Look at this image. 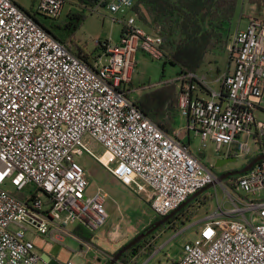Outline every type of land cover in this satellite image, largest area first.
<instances>
[{"label":"built area","instance_id":"1","mask_svg":"<svg viewBox=\"0 0 264 264\" xmlns=\"http://www.w3.org/2000/svg\"><path fill=\"white\" fill-rule=\"evenodd\" d=\"M67 1L40 0L37 14L58 20ZM104 1L123 25L117 45L101 44L108 64L100 56L79 58L36 12L0 0V264H39L32 235L60 243L75 236L70 224L92 233L106 224L105 194H87L86 169L75 154L89 155L136 194L150 189L151 209L162 218L217 182L181 141L185 129L168 134L130 95L137 55L165 60L162 36L139 22L133 12L139 0ZM228 48L235 69L221 79V92L206 75L178 77L179 113L201 138L200 152L211 142L219 155L249 157L248 140L257 143L258 132L264 133L255 114L264 96V21L251 18ZM97 144L102 157L92 149ZM8 183L17 191L35 185L36 191L23 199L6 190ZM220 185L233 207L218 204L201 236L185 243L172 264H264V199L256 198L264 191V160Z\"/></svg>","mask_w":264,"mask_h":264},{"label":"rangeland","instance_id":"2","mask_svg":"<svg viewBox=\"0 0 264 264\" xmlns=\"http://www.w3.org/2000/svg\"><path fill=\"white\" fill-rule=\"evenodd\" d=\"M19 6L27 11H39L40 0H14ZM76 0H68L63 14L60 19L52 20L50 18H44L43 15H39L40 20L50 25H58L62 27L68 22L69 15L72 13H82L83 10L76 4ZM238 8L233 19V27L231 33L236 31L237 24L242 21L240 27L243 29L246 27L247 21L241 19L243 16L249 17L250 10L248 0H239ZM85 20L81 27L75 33V40L82 47L86 48L89 52L94 54V57H101L104 64H108L109 58L105 55L104 50L100 46L101 43L109 42L111 45H117L120 42V37L123 29V25L120 22H114L113 18L121 19L120 15L111 14L105 7H98L97 10L89 9L85 11ZM147 30L148 28L145 27ZM59 35L62 34V30L59 28L54 29ZM233 36L229 39V46L232 43ZM215 57L216 61L210 64V59ZM230 59L229 48L223 53H216L208 55L206 62L202 65L203 73L206 75L209 82H213L221 73L227 68ZM211 69V70H210ZM180 70L178 67L169 63H165L164 60H153L146 54L139 53L136 59V67L133 74V80L131 82V88L134 91L131 93L133 99H139L140 94L151 91L157 88V85H161L168 81L177 80ZM145 86L148 90H142L140 87ZM212 88L216 91L220 90L219 83H212ZM205 99H208L207 94H202ZM186 129L187 124L184 122ZM184 141L187 145L188 139L184 136ZM249 144L252 149V154L247 156H236L237 160L234 162L226 163L223 166H216L218 157L215 150V145L211 142L208 143V148L204 150V155L200 159L202 163L208 165L212 172L217 176L216 185L207 190L204 195H211L212 198L208 203L206 209L200 214L196 215L192 222L183 224L180 222L176 227L166 225L163 228V237L156 242L157 251L155 254H141L136 259L137 264H172L180 259L183 253V247L185 243L193 241L201 236L202 224H196L198 218L205 216V214L214 213L218 204H224L226 209L233 207L232 202L226 196L225 191L220 185L218 177L235 168L245 167L250 158L259 154L260 150L254 139L250 138ZM211 144V145H210ZM97 155L103 156L105 154L104 148L97 144L92 148ZM194 155H199L200 149L197 148V143L192 144L190 148ZM76 160L86 169V178L89 183L87 194L94 196L98 190H102L105 194V208L108 214L106 224L100 231L94 232L91 240V249L87 252L89 264H99L98 259L103 258L104 264L107 260L112 259L111 254L116 252L119 248L125 245L128 241H116L112 243H106L100 241L98 238L104 239L105 236L115 229L116 227L125 228L127 231V239L131 238L134 234L140 231L144 226H148L154 219V213L151 209L150 202V189L142 194H136L131 191L123 182L117 180L111 173L103 168L95 159L87 154H75ZM6 190L14 193L16 196L27 199L33 192L36 191L35 185H28L24 191H17L16 188L8 183ZM256 198L264 199V191H260ZM249 216V215H248ZM250 217V216H249ZM80 226L79 223H73L68 226V231L74 234L75 229ZM141 232V231H140ZM32 240L36 247L37 254L42 257L46 255L51 258V264H68L74 262L75 264H81L84 260L83 255L85 251L81 250V242L75 236L66 237L64 242H51L45 241L44 238L37 235H32ZM94 244L100 245L102 248L95 247ZM83 250H85L83 248ZM40 264H44L40 262ZM120 264V263H119Z\"/></svg>","mask_w":264,"mask_h":264},{"label":"trees","instance_id":"3","mask_svg":"<svg viewBox=\"0 0 264 264\" xmlns=\"http://www.w3.org/2000/svg\"><path fill=\"white\" fill-rule=\"evenodd\" d=\"M76 2L83 12L70 14L68 22L63 28L58 25L49 26L40 20L37 13H34L33 16L48 32L63 42L72 53L87 61L96 57L77 43L75 33L85 20V11L94 9L100 3L102 7H105L107 3L104 0H76ZM238 3L239 0H139L133 12L144 27L162 36L166 55L164 61L178 67L179 76H182L198 73L208 54L226 51L232 36V23ZM248 5L249 18L264 21V0H248ZM44 18L48 17L44 16ZM57 28L62 30L61 35L55 32L54 29ZM101 48L104 50L105 46L101 45ZM135 103L162 130L168 133L176 132V119L179 116L178 79L165 82L160 87L145 92L139 99H135ZM256 140L260 152L252 156L248 164L258 155L264 153V133L258 132ZM238 177H230L224 183L230 185ZM202 195L179 211L174 218L173 227H176L180 222L183 224L192 222L196 215L207 210L206 207L212 196ZM147 230L148 228L142 230L125 245ZM74 235L91 244L93 233L87 229L78 226ZM154 238L155 234L147 236L127 251L117 264H137L136 259L139 255L152 254L156 249ZM148 242H151V247L145 252L141 251ZM125 245L110 257L113 258ZM110 261L111 259L104 264H109Z\"/></svg>","mask_w":264,"mask_h":264},{"label":"crops","instance_id":"4","mask_svg":"<svg viewBox=\"0 0 264 264\" xmlns=\"http://www.w3.org/2000/svg\"><path fill=\"white\" fill-rule=\"evenodd\" d=\"M238 8V7H237ZM243 16V12H242V14H241V19H244V20H246L247 21V24H246V27L245 28H241L240 27V25H241V23H242V21H240L239 20V22H238V24H237V28H236V31H234L233 33H232V36L237 32V31H239V30H245L246 28H247V26H248V24H249V21H250V18L249 17H247V16H244V17H242ZM147 30V29H146ZM148 31H151V32H153L152 30H150V29H148ZM143 54V53H142ZM212 54H216V53H210V54H208V55H212ZM208 55L205 57V61L204 62H206V60H207V57H208ZM138 56V55H137ZM216 61V59H215V57H212L211 59H210V64H212V63H214V62ZM234 69H235V65H234V63L231 61V59H229V63H228V65H227V68L224 70V71H222L221 73L219 72L220 70H218V77L213 81V82H209L210 84H211V86H212V83H214V82H216V83H219L220 84V90L218 91V92H221L222 91V89H223V83H222V81H221V79L224 77V75H226V74H228V73H232L233 71H234ZM211 70V69H210ZM198 73H200V74H203V75H205L204 73H203V70H202V67L200 68V70H199V72ZM132 80H133V77H132ZM132 82V81H131ZM133 82H134V80H133ZM130 85H131V83H130ZM161 85H157V88L158 87H160ZM130 88H131V86H130ZM140 89H142V90H148V89H146V87L145 86H143V87H140ZM134 91V89L133 88H131V93ZM216 91V90H215ZM131 95V94H130ZM140 95H142V93L140 94ZM202 98H203V95L201 94L200 95ZM255 114H256V119L258 120V121H261V122H264V96H263V99H262V102L260 103V104H258V106H257V108H256V112H255ZM184 122H186V124H187V120L185 119V118H183V117H181L180 116V113H179V116L177 117V119H176V125H175V130H176V132H174V133H168V134H172V135H176V133L179 131V130H181V129H183V127H184ZM185 129V128H184ZM184 136H186V138L188 139V143H187V145L191 148L192 147V144H194L195 142L197 143V148L198 149H200L201 148V145H202V140H201V138L199 137V136H197V135H195L194 134V132L193 131H190V130H188V129H185L184 130V133H183V135L181 136V141L183 142V143H185V141H184ZM212 145H214L213 143H211ZM210 144V145H211ZM258 145V144H257ZM208 148V147H207ZM215 150H216V148H215ZM203 155H204V151H202V152H200L199 153V155H197L198 156V158H202L203 157ZM217 157H218V160L219 159H221V158H227V157H225V156H222V155H219V154H217ZM204 164V163H203ZM207 168H209L210 169V167L208 166V165H206V164H204ZM208 215H210V214H205V216H203V217H201V218H198V219H196L197 220V223L196 224H202L203 223V221L207 218V216ZM154 216H155V214H154ZM156 218V216L154 217V219ZM153 219V220H154ZM202 227V226H201ZM146 228V226H144L140 231H142V230H144ZM125 228H121V227H116L115 229H113L112 231H110L106 236H105V238L104 239H102V238H98L100 241H105L106 243H112L113 244V242H116V241H129L131 238H133L135 235H137V234H139L140 233V231H138L136 234H134L131 238H129V239H127L126 240V238H127V231H125L124 230ZM101 230V229H100ZM99 230V231H100ZM163 230L162 231H160L156 236H155V238H154V241H159L162 237H163ZM76 237V236H75ZM79 241H83V240H81L80 238H78V237H76ZM82 244V243H81ZM94 246L95 247H98V248H102L100 245H98V244H94ZM83 245L81 246V250L82 251H85V250H83ZM85 249V248H84ZM83 257H84V260L85 261H83L81 264H89V259H88V256H87V252L85 251V253H84V255H83V252H82V254H81ZM48 258L49 257H47L46 255H43L42 257H40V262H43L44 264H47V260H48ZM51 261H52V259H51ZM51 261H50V263L49 264H51ZM40 262H39V264H40ZM74 263V262H73ZM98 263L99 264H101V263H103V258L102 259H98ZM75 264V263H74Z\"/></svg>","mask_w":264,"mask_h":264},{"label":"water","instance_id":"5","mask_svg":"<svg viewBox=\"0 0 264 264\" xmlns=\"http://www.w3.org/2000/svg\"><path fill=\"white\" fill-rule=\"evenodd\" d=\"M236 157H227V158H221L217 161L216 166H223L226 163L234 162L236 161ZM264 160V153H261L258 155L254 160H252L248 165H246L244 168L240 170H234V171H227L220 175L218 177L219 181L222 183L225 180H227L230 177L234 176H241L244 174H247L255 165H257L259 162ZM216 184L209 185L201 190H199L197 193L192 195L185 203H183L179 208H177L175 211L170 213L167 217H164L161 221L155 223V225L149 229L148 231L141 233L137 237H135L133 240H131L127 245H125L118 253L111 259L109 264H117L122 256L135 247L138 243H140L142 240H144L147 236H149L151 233H153L155 230L160 228L161 226L165 225L169 218H171L174 214L178 213L180 210H182L185 206L190 204L192 201L197 199L199 196H201L203 193H205L207 190H209L211 187L215 186Z\"/></svg>","mask_w":264,"mask_h":264},{"label":"flooded vegetation","instance_id":"6","mask_svg":"<svg viewBox=\"0 0 264 264\" xmlns=\"http://www.w3.org/2000/svg\"><path fill=\"white\" fill-rule=\"evenodd\" d=\"M243 168H244V167H243ZM240 169H242V167H240V168H235V169H232V170H230V171L240 170ZM225 172H226V171H225ZM223 173H224V172H223ZM178 213H179V212H178ZM178 213L174 214L171 218L168 219V221L166 222L165 225L161 226L160 228H158L157 230H155V231H154L153 233H151V234H155V236H156L160 231L163 230V228H164L166 225H171V226H173L174 218L177 216ZM163 218H164V217H163ZM163 218H162V217H156V218L151 222L150 225L146 226V228H148V230L151 229V228L155 225V223L161 221ZM146 228H145V229H146ZM145 229H144V230H145ZM148 230H147V231H148ZM151 234H150V235H151Z\"/></svg>","mask_w":264,"mask_h":264}]
</instances>
